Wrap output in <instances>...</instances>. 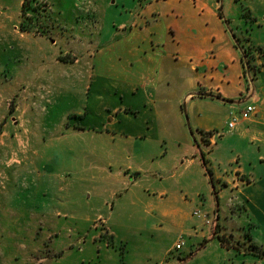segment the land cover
Wrapping results in <instances>:
<instances>
[{
  "label": "rangeland",
  "instance_id": "1",
  "mask_svg": "<svg viewBox=\"0 0 264 264\" xmlns=\"http://www.w3.org/2000/svg\"><path fill=\"white\" fill-rule=\"evenodd\" d=\"M200 1L220 5V18L256 65L261 51L251 38L260 36L264 20L258 23L245 0H35L31 5L39 15H24V0H0V264H264V228L256 219L232 218V195L221 214L195 209L191 235L176 241L175 229L152 227L155 220L139 215L138 207L137 216H130L128 197L144 193L138 188L119 194L126 207L121 218L112 219L113 232L109 215L98 217L106 202L95 189L108 188L118 164L148 170L164 156L144 141L123 137L122 145L81 126L82 87L90 82L92 57L102 40L153 25L158 15L142 13L150 2ZM256 13L264 19V6ZM24 21L31 32L21 30ZM199 133V145L209 152L224 135ZM155 175L140 180L133 173L121 180L156 181ZM227 185L220 182L217 193ZM148 188L147 194H156ZM199 235L204 239L191 243Z\"/></svg>",
  "mask_w": 264,
  "mask_h": 264
},
{
  "label": "crops",
  "instance_id": "2",
  "mask_svg": "<svg viewBox=\"0 0 264 264\" xmlns=\"http://www.w3.org/2000/svg\"><path fill=\"white\" fill-rule=\"evenodd\" d=\"M245 1L258 23L264 20L256 13L264 0ZM219 8L205 1L150 2L142 13L158 15L153 25L128 30L120 37L114 38L113 33L114 39L102 40L92 57L90 82L82 87L86 110L79 112L84 115L81 126L88 132H100L102 140L122 145L123 137L144 141L146 148L153 146L152 153L164 156L157 167L148 170L118 164L120 171L109 175L113 180H108V188L95 189L94 195L100 193L106 202L105 214L98 217L109 215L112 232V219L121 218L126 207L123 198L117 199L125 188L144 192L128 197L134 208L130 216H137L138 207L139 215L155 220L152 227L175 229V241L179 235H191L197 223L192 217L195 209L221 214L223 202L231 195L232 218L256 219L264 228V52L256 55L258 73L248 82L242 51L220 18ZM259 25L263 28L260 36L252 37L251 43L264 49V22ZM200 93L232 103L201 98ZM250 105L254 107L250 119L241 120V112ZM234 117L240 120L231 129ZM200 131L224 135L209 152L199 145ZM201 151L213 172L216 190L220 182L228 184L217 193L222 205L217 204ZM133 173L141 174L140 180L146 173L159 179L121 180ZM144 187L150 191L154 187L157 195L147 194ZM203 239L192 236L191 243L197 245Z\"/></svg>",
  "mask_w": 264,
  "mask_h": 264
},
{
  "label": "trees",
  "instance_id": "3",
  "mask_svg": "<svg viewBox=\"0 0 264 264\" xmlns=\"http://www.w3.org/2000/svg\"><path fill=\"white\" fill-rule=\"evenodd\" d=\"M33 1H35V0H24L23 7H22L24 15L27 14L29 12V10L35 11L38 15L40 14L39 13V8L37 6H32L31 5ZM220 15H221V17H223L222 14H220ZM33 18H34L33 16L28 18L29 23H33L34 22ZM26 24L27 23L25 21L22 23V25H21L22 29L21 30L24 31V32H31L33 30L32 29L33 27L30 26V25L28 26ZM258 50L261 51V53H263L261 48H259ZM242 54H243L242 62H243V67H244V76H245V78H246V80L248 82H251V81H253L256 78V75L258 73V68L256 67V65H254L252 63L254 61V57H253V55L252 56L250 55L249 50L247 51V50L243 49L242 50ZM199 96L201 98H204V97H211L212 98V97H214L216 99L224 101V99H221L219 96L215 97L213 95H208V94H204V93H200ZM79 119L81 121L83 119V117H81ZM191 132H192V135L194 136L193 130H191ZM200 133H204V132L200 131ZM194 138H195V136H194ZM195 142L198 145V142H197L196 138H195ZM200 153H201V158H202V161H203L204 168L206 170V174L209 176L211 184H212V187L214 189V191H213L214 195L218 199L216 185H215V182L213 181L214 178H213V175H212L211 171L207 168V160L205 158V154L202 151Z\"/></svg>",
  "mask_w": 264,
  "mask_h": 264
},
{
  "label": "built area",
  "instance_id": "4",
  "mask_svg": "<svg viewBox=\"0 0 264 264\" xmlns=\"http://www.w3.org/2000/svg\"><path fill=\"white\" fill-rule=\"evenodd\" d=\"M254 112V107L252 105L248 106L246 109H244L241 112V120H248L250 119L252 113ZM240 119L234 117L231 122L229 123V127L232 129L236 126ZM184 243L181 241H178L176 243V248L181 249L183 247Z\"/></svg>",
  "mask_w": 264,
  "mask_h": 264
},
{
  "label": "water",
  "instance_id": "5",
  "mask_svg": "<svg viewBox=\"0 0 264 264\" xmlns=\"http://www.w3.org/2000/svg\"><path fill=\"white\" fill-rule=\"evenodd\" d=\"M209 95V94H208ZM224 102H227V103H232V101H227V100H224ZM187 121H188V119H187Z\"/></svg>",
  "mask_w": 264,
  "mask_h": 264
}]
</instances>
